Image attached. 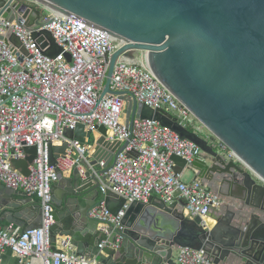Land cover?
<instances>
[{
	"label": "water",
	"instance_id": "1",
	"mask_svg": "<svg viewBox=\"0 0 264 264\" xmlns=\"http://www.w3.org/2000/svg\"><path fill=\"white\" fill-rule=\"evenodd\" d=\"M31 2L67 21L87 25L123 42L109 59L101 97L110 92L123 99L126 125L134 118L153 120L195 144L207 155L206 160L187 163L171 156L174 171L179 173L185 167L191 168L209 190L210 184L216 183L214 177H221V188L225 191L222 196L234 199V203L238 201L239 209L253 210L247 222L241 221V226L232 225L236 215L225 211L215 226L209 228L201 226L198 217L185 218L175 204L165 206L154 199L148 204H129L120 232L123 250L118 257L120 264H176L175 253L183 247L202 249L214 264H264V220L261 221L264 219V0ZM30 14L34 16L32 22L25 20ZM0 19L16 22L28 30L32 24L40 28L51 21L41 22L42 13L20 0H0ZM30 31L43 55L53 58L61 51L49 31ZM0 41L24 53L11 29L0 35ZM133 56L190 112L200 131L205 133L187 129L164 111L152 110L123 93L109 90L117 60ZM65 136L79 146L88 147L91 154L89 162L81 164L82 171L74 168L68 178L57 173V182L52 185L51 238L59 232L77 254H90L99 264H116L115 255L99 252L101 238L96 231L97 221L89 219L87 213L97 204L98 196L114 216L123 208L122 197L109 191L99 193L96 177L104 178L126 142L107 141L103 126L86 131L78 125ZM210 140L223 146L233 158L220 147L212 146ZM66 149L67 144L50 147V164L54 165L55 159L64 156ZM24 151L26 158L13 160L11 164L23 176H28L27 167L34 159L35 148ZM90 192H94V197L84 200L85 206L80 208V195ZM14 193L7 188L0 191V205L19 208L13 205ZM19 195L26 197L24 193ZM24 205L25 208L12 216L13 224L21 231L39 228V204L30 198ZM26 214L34 217L32 222L29 216L23 217ZM86 236L92 241L84 242ZM51 250H56L53 241ZM5 258L7 264H19L10 251Z\"/></svg>",
	"mask_w": 264,
	"mask_h": 264
},
{
	"label": "built area",
	"instance_id": "2",
	"mask_svg": "<svg viewBox=\"0 0 264 264\" xmlns=\"http://www.w3.org/2000/svg\"><path fill=\"white\" fill-rule=\"evenodd\" d=\"M45 11L41 22L51 19L50 23L40 28L32 24L29 30L16 22L0 19V35L11 29L24 50L20 52L0 41V184L34 199L41 209L39 228L21 231L13 224L0 226V264L7 251L19 264H99L96 257L77 254L65 237L51 238L52 185L57 182V173L70 176L74 168L82 171L81 164L90 160L88 147L79 146L65 136L78 125L86 131L103 126L107 141L126 142L104 178L96 177L99 193L109 191L122 197L123 208L114 216L101 200L87 213L89 219L97 221L100 253L115 254L121 249L124 211L132 203L148 204L154 199L165 206L180 205L185 218L198 217L200 225L207 226L206 218L212 209L222 204V198L200 180L185 183L170 160L171 156H177L190 163L206 160L207 155L156 121L134 118L126 125L123 99L110 92L101 97L109 59L124 43L92 27ZM33 17L30 14L25 20L32 22ZM34 29L50 32L61 50L58 55L53 58L43 55L31 38L30 30ZM109 90L123 93L152 110L160 109L185 128L201 132L190 112L157 83L134 56L117 60ZM209 143L225 150L215 140ZM63 144H67L65 155L51 165L50 147ZM28 147L35 148V156L27 167L29 175L23 176L11 162L24 160L27 156L24 149ZM227 154L233 158L230 152ZM52 241L55 251L51 250ZM175 262L214 264L202 249L190 247L178 248Z\"/></svg>",
	"mask_w": 264,
	"mask_h": 264
},
{
	"label": "crops",
	"instance_id": "3",
	"mask_svg": "<svg viewBox=\"0 0 264 264\" xmlns=\"http://www.w3.org/2000/svg\"><path fill=\"white\" fill-rule=\"evenodd\" d=\"M42 11V13H45L44 12V9L40 6L39 8V11ZM33 21V18L31 19ZM224 153H227V151L225 150ZM180 174H182V180L183 178H189L188 181H185V183H188V182H191L193 180H198L196 178V172L194 170H192L191 168L189 167H185L183 169H181V171L179 172ZM71 176V174H70ZM68 174H64V177L65 178H68L70 177ZM215 180H216V183L215 184H210L211 185V191H214L216 193H220V197L222 198L223 202L222 204L215 208V209H212L211 213L208 215V217L206 218V225L207 227L209 228H212L213 226H215V224L217 223V221L220 219V217L222 216V214L225 213V211H229L230 213L236 215L235 218H234V221L231 222L232 225H239L241 226V221L243 222H247L250 218V215L253 214V210L250 209L249 207L248 208H243L241 207L239 209V205H238V201L235 200L236 203H234V199H231L229 197H225V196H222V195H225V191L223 190V186H221V180L222 178L221 177H214ZM217 178V179H216ZM218 180V181H217ZM200 181H203V180H200ZM81 183L80 181L78 182V186H80ZM227 187V186H226ZM221 189V191H220ZM5 190V187L3 185L0 184V191H4ZM226 193H227V190H226ZM20 192H15L13 195H12V200L14 201L13 202V205H15L14 207H19V208H13V207H3L0 205V226L1 227H4V226H7V225H10V224H13V215L20 209L22 208H25L26 206L24 205V202H26V200L30 199V197H22L21 195H19ZM94 197V192H90V193H82L79 197V202H80V208L84 207L85 206V201H88L90 200V198H93ZM100 196H98L99 198ZM98 198L96 200H98ZM32 199V198H31ZM34 200V199H33ZM91 202V201H89ZM113 203L116 205L117 204V200L114 198L113 200ZM9 205V204H8ZM178 210L180 209L181 210V206L180 205H177L176 207ZM29 215H23V217H26ZM29 222H32V216H29ZM236 218L239 219V221H236ZM264 219L261 218V221H263ZM14 225V224H13ZM15 226V225H14ZM16 227V226H15ZM97 231V230H96ZM99 235V233H97ZM54 238H63V236H61V234L59 232H56L55 233V236ZM84 242H91L92 241V238L90 236H86L83 240ZM123 250L122 248L115 254H111L110 252L108 251H104L103 253L105 255H115V261H116V264H120L119 260H118V257L120 255V253H122ZM5 255H6V252L4 254V259H3V262L2 264H7L8 263V260L5 258ZM85 255H90V254H85ZM91 256V255H90ZM225 264H234V263H225Z\"/></svg>",
	"mask_w": 264,
	"mask_h": 264
},
{
	"label": "rangeland",
	"instance_id": "4",
	"mask_svg": "<svg viewBox=\"0 0 264 264\" xmlns=\"http://www.w3.org/2000/svg\"><path fill=\"white\" fill-rule=\"evenodd\" d=\"M23 3H26L27 5H29L30 7H32V8H34V5H32L31 4V2H27V1H25V2H23ZM41 11V10H40ZM41 13H42V11H41ZM45 13H46V11H45ZM45 13H42L43 15L45 14ZM196 123V126H197V128H200V125L197 123V121L195 122ZM188 127V126H187ZM206 132V131H205ZM204 131L202 132V133H205ZM206 137H207V135L206 134H204ZM211 141V140H210ZM183 180H185V181H188L189 180V178H183ZM184 181V182H185Z\"/></svg>",
	"mask_w": 264,
	"mask_h": 264
},
{
	"label": "trees",
	"instance_id": "5",
	"mask_svg": "<svg viewBox=\"0 0 264 264\" xmlns=\"http://www.w3.org/2000/svg\"><path fill=\"white\" fill-rule=\"evenodd\" d=\"M32 5H33V4H32ZM34 8H35L36 10H39L40 7H37V6L34 5ZM101 200H102L101 197H99L98 200H97V203L100 202Z\"/></svg>",
	"mask_w": 264,
	"mask_h": 264
}]
</instances>
